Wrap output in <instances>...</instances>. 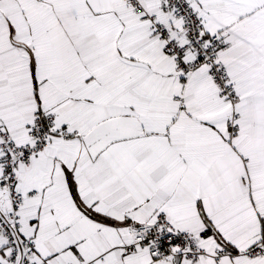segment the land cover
<instances>
[{"label":"snow or ice","instance_id":"1","mask_svg":"<svg viewBox=\"0 0 264 264\" xmlns=\"http://www.w3.org/2000/svg\"><path fill=\"white\" fill-rule=\"evenodd\" d=\"M0 264H264V0H0Z\"/></svg>","mask_w":264,"mask_h":264}]
</instances>
